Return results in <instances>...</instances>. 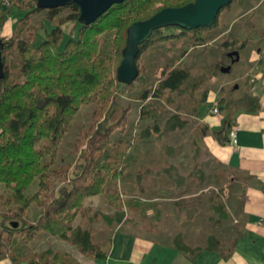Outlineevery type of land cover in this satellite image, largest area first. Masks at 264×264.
<instances>
[{
  "label": "trees",
  "instance_id": "1",
  "mask_svg": "<svg viewBox=\"0 0 264 264\" xmlns=\"http://www.w3.org/2000/svg\"><path fill=\"white\" fill-rule=\"evenodd\" d=\"M192 1L124 0L110 6L94 22L83 24L78 20L76 4L43 9L37 5V0H8L6 3L0 0V29L11 18L14 8L23 12L10 35L0 36L3 62V77L0 79V185L10 190L6 197L0 194V207L8 206L0 209V259L9 257L14 262L27 260L31 264H53L58 257L54 250L26 249L40 232L75 244L85 256L103 259L107 255L109 239L96 238L91 227L81 223L74 225L77 216L90 222L97 218V210L86 205L85 200L104 196L105 202L115 209L112 217L118 222L128 219L133 212H144L146 202L136 195L124 199L118 188L132 142L111 139V134L126 123L124 113L118 120H109L115 99L129 96L143 101L154 98L170 102L171 95L182 93L191 77L190 68L180 64L187 49L182 50L172 63L154 70V74L160 71V75L153 86L132 94L134 84L142 82L139 68L142 53L151 45L169 40L181 45L186 38L193 47L207 46V32L217 25L222 11L229 9L236 0L220 10L210 27L185 30L166 26L155 29L150 38L139 45L136 57L138 75L132 82H120L117 68L123 57L127 28L133 22L146 20L163 8L179 7ZM63 9L70 10V13L59 16ZM41 10L46 13L39 28L31 22L30 16ZM43 23H51V27L46 28ZM69 24L68 35L64 27ZM40 29L44 30L42 39ZM74 29H77L75 35ZM232 41L240 43L238 53L246 45L240 39ZM225 58L229 59L226 53ZM221 66L216 63L214 72L221 70ZM245 79L249 80V77ZM196 85L193 84V90L197 89ZM207 95L208 90H205L200 101L197 100L195 115L199 114ZM223 101L221 99L217 105L224 111V120L212 131V136L221 144H230L229 133L235 128L236 113L240 110L256 112L260 105L258 98L248 90L237 99ZM89 103L94 105L92 121L88 128L77 134L73 147L77 155L75 163L60 161L53 166L58 145L73 118L80 106ZM145 106L141 118L148 117ZM180 126L182 123L176 122L169 125L172 130ZM153 127L157 132L158 124L154 123ZM149 132L147 127L141 137L147 139ZM34 182L37 183L36 189L28 192ZM257 184L264 189L263 183L257 181ZM32 203L41 208L34 218L26 215ZM214 212V227H218L227 216L221 200L214 205ZM102 216L109 223V215ZM16 236H22L23 241L14 239ZM235 243V239L221 242L215 235L209 236L203 246H191L179 238L175 240L176 247L190 258L202 250H213L227 259L232 255Z\"/></svg>",
  "mask_w": 264,
  "mask_h": 264
},
{
  "label": "crops",
  "instance_id": "2",
  "mask_svg": "<svg viewBox=\"0 0 264 264\" xmlns=\"http://www.w3.org/2000/svg\"><path fill=\"white\" fill-rule=\"evenodd\" d=\"M13 26L10 25L9 30ZM5 28L4 25L0 29V36H9L3 33ZM259 34L247 37V41H255L256 47L248 48L246 43L239 50V57L243 53L245 67L242 78L247 90L258 98L260 109L236 113L237 150L231 143L221 144L212 136V131L224 120V111L220 109V115L211 113V94L198 114L204 134L202 141L196 140V148L209 162L224 169V172L215 171V185H211L212 176L205 170L201 169L204 174L194 181L190 174L180 175L177 167L176 170L168 169L171 165L162 167L159 171H164L167 177L175 178L168 174L177 171L174 173L179 179L174 184L173 179L161 183L157 177L153 186L144 182L140 192L133 194L140 195L147 203L143 213L133 212L120 222L113 220L112 213L109 223H100L101 235L96 238L109 239L107 255L103 259L85 256L75 244L48 234L38 236L44 241L29 245L28 250L56 251L58 257L53 264H264V189L257 184V181L264 184V38ZM247 76L249 80L245 79ZM198 163L206 165L204 160H198ZM159 171L155 173L161 175ZM230 174L231 178H227ZM213 186L219 190L210 194L209 189ZM219 198L227 216L214 227V205ZM97 223L91 226L95 236L100 227L95 226ZM211 235L224 243L235 239L229 258L224 259L213 250H202L190 258L175 245L179 238L191 246H203ZM0 264L31 263L27 260L14 262L5 257L0 259Z\"/></svg>",
  "mask_w": 264,
  "mask_h": 264
},
{
  "label": "rangeland",
  "instance_id": "3",
  "mask_svg": "<svg viewBox=\"0 0 264 264\" xmlns=\"http://www.w3.org/2000/svg\"><path fill=\"white\" fill-rule=\"evenodd\" d=\"M247 4L248 6L246 7ZM246 9L250 10L246 12ZM45 13V10H41L31 14V22L40 28L41 19ZM69 13L70 10L63 9L58 14L59 16H67ZM243 13L245 14L243 15ZM22 15V10L14 8L10 20L5 24L6 28L3 33L10 35V25H14L16 20ZM43 25L46 28L51 27V23H43ZM70 26L71 24L64 27L66 34L69 33L68 29ZM39 31L40 39H42L44 30L40 29ZM76 33L77 29H74V35ZM257 33H260L259 35L264 38V0H236L235 4L229 9L222 11L217 25L207 32L206 37L209 40L207 46L193 47L190 39L186 38L181 45H178L174 40H169L166 43L160 42L151 45L142 53L139 60L142 82L137 81L134 84L132 94L135 91L153 86L160 75V71L154 74V70L157 67L162 68L172 63L173 59L179 56L182 50L186 49L187 53L180 59V64L183 67L190 68L191 77L188 84L183 87L184 91L182 93L171 95L170 102L166 99L154 98L143 101L129 96H119L115 99L109 120L110 122L118 120L124 113L126 123L125 126L117 128L111 134V139L112 141L123 140L132 142L125 173L118 181V188L121 190L124 199L134 193H139V189L144 182L152 186L155 185L157 177L161 183L170 182L173 179L172 183L174 184L179 179L176 177V167L179 174L182 173L180 175L186 176L185 174H190L194 181L199 180L200 174L203 173L200 170H205L208 176H212L211 185H215V171L220 169L221 172H224V169L214 162H209L207 157L196 148V140L202 141L204 134L198 115H195L197 100L200 101L205 90H208V95L211 94L212 99L214 98L217 104L221 103V99L222 101L229 98L237 99L246 92V83L242 78L245 69L242 58L243 53L240 54L238 60L229 64L230 69L228 71L218 69L215 73V65L216 63L220 65L230 63V60L225 58V53L227 50L238 46L236 42L232 41L233 39L244 41L247 43L248 48L256 47L255 41H247V37L252 34L257 37ZM193 84H197L195 86L197 89L193 90ZM144 106L146 109L148 108V117L141 118V110L145 109ZM93 107L92 103L80 106L63 140L58 145L56 156L52 163L53 166L60 161L75 163L77 155L73 152V147L77 134L90 126ZM152 115H154V118ZM173 122L182 123V126L172 130L169 125ZM154 123L158 124L157 132L154 131ZM147 127L150 128V137L144 139L141 137V132ZM198 160H204L206 165H200ZM170 165L171 167L168 169L174 168L175 170H172L168 175H173L175 178L167 177L163 173L164 171H159L162 167ZM156 171L162 172L161 175H157ZM144 176L148 178L142 181L141 178ZM227 178H231V174L227 175ZM36 187L37 183H32L28 188V192H33ZM213 187L209 189L210 194H215L216 190H219L215 186ZM9 192V189L0 185V194H3V197H6ZM136 196L143 201L140 195L136 194ZM220 199H218L217 203L220 202ZM85 204L97 210L98 215L94 220L95 222H90L87 218L82 219L81 216H77L74 225L81 223L85 227H91L93 223L98 221L95 226L100 227L95 237L100 236L102 228L100 223L103 224L104 221L102 215L112 214L115 209L105 202V198L102 195L88 198L85 200ZM6 207L8 206H2L0 209L3 210ZM40 211L41 208L36 203H32L28 207L26 215L34 218ZM42 234L46 233L40 232L38 236ZM37 237L27 244L26 249L29 248V245L33 246L39 244L40 241H44L39 240ZM14 239L20 242L23 241L22 236H16Z\"/></svg>",
  "mask_w": 264,
  "mask_h": 264
},
{
  "label": "water",
  "instance_id": "4",
  "mask_svg": "<svg viewBox=\"0 0 264 264\" xmlns=\"http://www.w3.org/2000/svg\"><path fill=\"white\" fill-rule=\"evenodd\" d=\"M124 0H37V5L43 9H52L76 4L79 8V22L89 24L94 22L110 6ZM232 0H193L179 7H166L146 20L133 22L127 28L126 44L122 50V60L117 68V78L120 82L130 83L136 79L138 68L136 57L139 45L150 38L155 29L166 26H178L185 30L210 27L220 10ZM1 47V42H0ZM239 59L238 51L229 53ZM230 66L221 68L228 71ZM3 77V62L0 48V79Z\"/></svg>",
  "mask_w": 264,
  "mask_h": 264
},
{
  "label": "built area",
  "instance_id": "5",
  "mask_svg": "<svg viewBox=\"0 0 264 264\" xmlns=\"http://www.w3.org/2000/svg\"><path fill=\"white\" fill-rule=\"evenodd\" d=\"M3 2L6 3L8 2V0H3ZM211 102L213 104L211 107V113L214 115H220L219 107L217 105V102H215L214 98L211 100ZM229 137L232 146L234 147L235 150H237V131L235 128L231 129L229 133Z\"/></svg>",
  "mask_w": 264,
  "mask_h": 264
},
{
  "label": "flooded vegetation",
  "instance_id": "6",
  "mask_svg": "<svg viewBox=\"0 0 264 264\" xmlns=\"http://www.w3.org/2000/svg\"><path fill=\"white\" fill-rule=\"evenodd\" d=\"M236 50L238 51V47H236V48H234V49H231V50H229V51L226 52V55H227V57L229 58L230 63L235 62V56H230L229 53H232L233 51H236ZM223 67H225V66L222 65L221 68H223Z\"/></svg>",
  "mask_w": 264,
  "mask_h": 264
}]
</instances>
